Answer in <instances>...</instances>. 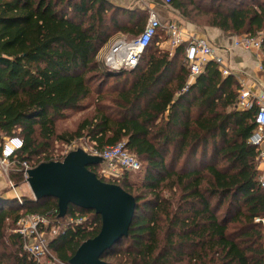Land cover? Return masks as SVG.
Segmentation results:
<instances>
[{
  "label": "trees",
  "instance_id": "trees-1",
  "mask_svg": "<svg viewBox=\"0 0 264 264\" xmlns=\"http://www.w3.org/2000/svg\"><path fill=\"white\" fill-rule=\"evenodd\" d=\"M247 2L172 0L171 8L199 28L253 38L263 34L264 55V0ZM148 17L146 9L128 11L105 0H0V152L4 138L24 141L10 180L22 183L21 164L37 167L53 141L87 138L98 151L124 142L146 163L149 194L132 192L131 172L123 174V185L113 182L135 198L136 211L128 236L106 251L103 261L264 264V229L256 223L264 218V188L259 152L248 142L257 127L256 108H237L236 76L223 77L211 62L188 86L187 45L166 52L159 48L160 35L136 69L114 72L96 62L115 34L139 36ZM89 74L104 80L101 87L93 88L99 79ZM109 80L114 83L103 93ZM93 93L98 94L96 114L74 133L58 135L65 111L80 109ZM47 156L44 161H54ZM89 169L112 183L98 174L102 164ZM50 212L57 218V199L23 197L20 204L15 197L0 198V264H35L23 253L17 223ZM67 217L86 221L64 227L49 243L63 264L102 227L95 211L70 205Z\"/></svg>",
  "mask_w": 264,
  "mask_h": 264
},
{
  "label": "built area",
  "instance_id": "built-area-1",
  "mask_svg": "<svg viewBox=\"0 0 264 264\" xmlns=\"http://www.w3.org/2000/svg\"><path fill=\"white\" fill-rule=\"evenodd\" d=\"M162 1L164 5L171 7L172 0ZM162 29L166 30L173 49L187 43L184 65L189 70L188 86L195 82L196 78L204 72L205 67L211 62L218 65L223 77L234 75L227 61L221 56L216 47L204 40L198 39L190 31L184 27L180 28L175 23H169L163 26L155 11H149L147 24L139 36L131 40H125L123 38L115 40L102 55V64L114 72L136 69L145 51L159 36V32ZM262 43L263 37L261 36L255 38L242 36L234 39L233 46L246 51H262ZM260 68L263 69V67ZM236 79L240 85L237 108L240 110L256 108L255 123L257 127L251 134L248 142L259 152L257 165L259 185L261 188H264V91L256 92L248 85L246 79L240 77ZM23 147L24 141L18 136L4 138L0 153L1 172L9 176L14 165V160ZM91 154L102 158L103 169L101 173L106 179L119 180L125 172H138L142 169L141 162L129 153L124 142L108 147L103 151L92 150ZM33 168L29 162L25 161L21 164L19 173L22 176L23 182L27 183L29 178L28 173ZM10 185L16 190L17 187L12 181H10ZM15 195L17 201L23 204V197L16 191ZM52 217H54V212H50L47 215H26L17 223L15 233L21 238L23 253L35 264H46L43 261L49 256H52L46 235L50 232L59 233L58 229L55 228V226L59 227V225L57 222L52 221ZM68 220L66 227H75L76 225L83 224L86 218L68 217ZM256 223L262 225L264 229V218H257ZM50 224L54 225V227L52 225L50 226ZM48 264L52 263L50 262Z\"/></svg>",
  "mask_w": 264,
  "mask_h": 264
},
{
  "label": "water",
  "instance_id": "water-1",
  "mask_svg": "<svg viewBox=\"0 0 264 264\" xmlns=\"http://www.w3.org/2000/svg\"><path fill=\"white\" fill-rule=\"evenodd\" d=\"M102 163V158L77 149L63 161L41 163L28 173L34 200L57 199L59 218L67 216L70 205L101 216L100 233L84 242L69 264H111L102 256L128 236L133 222L135 198L121 186L102 181L89 169Z\"/></svg>",
  "mask_w": 264,
  "mask_h": 264
},
{
  "label": "rangeland",
  "instance_id": "rangeland-1",
  "mask_svg": "<svg viewBox=\"0 0 264 264\" xmlns=\"http://www.w3.org/2000/svg\"><path fill=\"white\" fill-rule=\"evenodd\" d=\"M256 1H263V0H256ZM251 2V0H248L247 3ZM159 38H158V42H159V48L166 51V52H173L174 50L172 49V46L170 44V41H166V44H163L166 40V35L164 34V32H159ZM134 36H127L130 39H126L123 38L125 40H131L136 38ZM261 37L263 36L260 35ZM238 37H242V36H238ZM168 40V39H167ZM163 42V43H162ZM185 45H187V43H185ZM182 61V60H181ZM96 62H98L99 64H101V57H97L96 58ZM183 62V61H182ZM91 75V77L94 78H98L99 80H97V83H95V85L93 86L94 89L101 87L102 85V80L99 75L97 74H89ZM99 82V83H98ZM107 86L105 88H101V90H103V93L108 92V90L110 89V87L112 86V84L114 83V80H109L107 81ZM100 90V91H101ZM96 93H93L88 99L84 100L81 104V108L80 109H76V110H68L65 111L63 117L61 119L58 120L57 122V134L58 135H69L71 133H74L77 129H78V125L86 118L89 117H93L94 114H96V109L97 107H99V103H98V98H97ZM51 149L47 154H43L42 156H39L38 159H40V161H43L42 163H46V161H44L43 159L45 158L44 156L47 157H52L54 159V161L58 160V161H63L64 158L71 153L72 151H75L77 149H83L85 152L87 153H92V143L87 139V138H83V139H79L76 140L74 142H72V144H69L67 142L64 141H60V140H56L53 141L51 143ZM141 165H142V169L138 172H131V173H127V179L129 181L128 186L130 187V189L132 190V192L136 195H143V194H149V191L144 187V178L146 175V163L141 160ZM101 171H98V174L102 177V173H100ZM104 178V177H102ZM105 179V178H104ZM125 176L122 175V180L119 181H115L113 179H105L107 181L110 182H117V184L119 185H123ZM10 181L13 182V184L16 186V184L14 183L13 180H10V173L9 176L6 175L3 172H0V198H8V196H6L7 194H9L10 196H12V198H14L15 195V191L22 197H26V199H33L34 200V195L33 192L31 190V188L29 187L28 183H25L22 181V183H20L18 186H16V190H14L11 185H10ZM161 190V189H159ZM169 191H164V194L166 195V197L170 196ZM179 194H177L176 198H178ZM224 210V208H223ZM222 210V211H223ZM25 217V216H23ZM58 218V216H57ZM55 216L52 217V221L57 222V224L59 225V227L55 226V228L58 229L59 233H52L50 232L49 234L46 235V238L48 240V242H52L55 238H57L61 233H63V228L66 227V224L68 223V217H64V218H58L57 219ZM59 220V221H58ZM54 224V223H53ZM52 224H50L51 226ZM52 227H54V225H52ZM51 253L52 256L46 258L43 263H52V264H61L59 261H56L57 258L55 257L54 252L51 249Z\"/></svg>",
  "mask_w": 264,
  "mask_h": 264
},
{
  "label": "crops",
  "instance_id": "crops-1",
  "mask_svg": "<svg viewBox=\"0 0 264 264\" xmlns=\"http://www.w3.org/2000/svg\"><path fill=\"white\" fill-rule=\"evenodd\" d=\"M116 8L124 9L128 11H135L137 9H146L149 11H155L161 20L163 26L169 23H175L180 28L184 27L190 31L198 39L204 40L218 49V52L225 58L227 64L234 73V75L240 78L246 79L248 85L256 92L264 91V68L263 60L264 55L262 51H246L241 48H235L233 41L238 35L226 33L216 28H199L190 24L179 13L174 11L171 7L164 5L162 0H105ZM184 22V23H183ZM185 24V25H184ZM160 32H164L166 35V41H170L166 30L162 29ZM128 34L119 32L115 34L98 52L97 57L102 55L109 49L115 40L119 38H126ZM131 36V35H129ZM168 39V40H167ZM167 45V44H166ZM173 49V48H172ZM175 50V49H173ZM1 153V152H0ZM1 172V170H0ZM8 198L12 199V196L7 194Z\"/></svg>",
  "mask_w": 264,
  "mask_h": 264
}]
</instances>
